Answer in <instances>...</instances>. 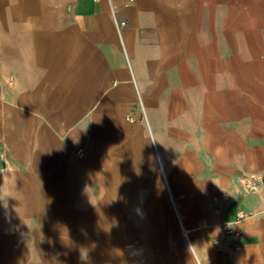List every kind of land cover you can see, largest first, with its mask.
I'll return each mask as SVG.
<instances>
[{"label": "crops", "instance_id": "obj_1", "mask_svg": "<svg viewBox=\"0 0 264 264\" xmlns=\"http://www.w3.org/2000/svg\"><path fill=\"white\" fill-rule=\"evenodd\" d=\"M151 138L168 263L264 264V0H0V264H165Z\"/></svg>", "mask_w": 264, "mask_h": 264}, {"label": "rangeland", "instance_id": "obj_2", "mask_svg": "<svg viewBox=\"0 0 264 264\" xmlns=\"http://www.w3.org/2000/svg\"><path fill=\"white\" fill-rule=\"evenodd\" d=\"M149 116H151V109H148ZM146 115H144L145 117ZM151 133V131H150ZM152 140V146H153V158H154V164H153V172H152V179L156 180V183L154 184V198L158 201V203L166 202L168 201L169 210H165V219L163 221V228L160 225V230L157 229V221L151 220L149 222V227L147 229V233H139L144 232L141 228L139 221H134V235H133V241L134 244H143L146 245L147 249H159L163 246L164 251L160 252L157 251V256L163 255V259L165 264H169L168 262L171 261L172 256V247L174 243H179L177 240V236L174 234V221L176 223V227L180 228V241L181 242H188L186 235L183 232V227L181 225V218H179L177 210L175 208L174 200L176 199V193L173 189V170L171 169L168 160L165 156L163 147L159 140L155 138H151ZM144 228V226H143ZM159 247V248H158ZM155 255V254H154ZM156 255L154 257H156ZM142 257L139 255L135 256L134 254V262L139 261ZM152 259V257L148 258Z\"/></svg>", "mask_w": 264, "mask_h": 264}, {"label": "built area", "instance_id": "obj_3", "mask_svg": "<svg viewBox=\"0 0 264 264\" xmlns=\"http://www.w3.org/2000/svg\"><path fill=\"white\" fill-rule=\"evenodd\" d=\"M120 24L124 25V22L122 21V22H120ZM76 156L82 157L83 156V149H78L76 151ZM243 183H244L246 189H248V190H252L255 188V183L251 179L243 178ZM252 214H253L252 212L238 211L237 212V220H242L244 218L251 216ZM183 232H184V229H183ZM229 232L232 234V236L234 238H238V236L240 235L239 231H237L235 229H229ZM227 264H230V263H227Z\"/></svg>", "mask_w": 264, "mask_h": 264}, {"label": "bare ground", "instance_id": "obj_4", "mask_svg": "<svg viewBox=\"0 0 264 264\" xmlns=\"http://www.w3.org/2000/svg\"><path fill=\"white\" fill-rule=\"evenodd\" d=\"M180 217V216H179ZM184 233H185V235H186V237H187V231L184 229Z\"/></svg>", "mask_w": 264, "mask_h": 264}]
</instances>
